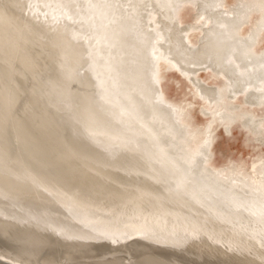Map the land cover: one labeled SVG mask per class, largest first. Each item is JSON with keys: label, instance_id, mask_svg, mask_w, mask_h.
Returning a JSON list of instances; mask_svg holds the SVG:
<instances>
[{"label": "water", "instance_id": "95a60500", "mask_svg": "<svg viewBox=\"0 0 264 264\" xmlns=\"http://www.w3.org/2000/svg\"><path fill=\"white\" fill-rule=\"evenodd\" d=\"M87 2L0 0V115L6 94L19 101L7 136L0 126V223L264 264V42L259 16L241 15L260 0H109L133 7L108 29L95 73L87 42L74 38L87 28L44 7L75 14ZM214 115L210 159L182 164ZM18 118L47 154L21 147Z\"/></svg>", "mask_w": 264, "mask_h": 264}, {"label": "bare ground", "instance_id": "6f19581e", "mask_svg": "<svg viewBox=\"0 0 264 264\" xmlns=\"http://www.w3.org/2000/svg\"><path fill=\"white\" fill-rule=\"evenodd\" d=\"M1 73V71H0ZM21 147L31 155L47 154L45 144L32 128L27 118H18ZM85 184L95 182L85 179ZM118 243V242H117ZM115 243V244H117ZM123 249L125 250L123 252ZM223 254L225 251L219 250ZM0 253L9 260H23L25 264L37 259L41 264H222L224 260H213L208 256L204 262L180 257L165 247L154 246L138 240L119 246L95 242H67L54 238L50 234L32 231L31 228L13 226L6 230L0 223ZM228 264L244 262L226 261ZM0 264H9L0 259Z\"/></svg>", "mask_w": 264, "mask_h": 264}, {"label": "snow or ice", "instance_id": "6c2138e0", "mask_svg": "<svg viewBox=\"0 0 264 264\" xmlns=\"http://www.w3.org/2000/svg\"><path fill=\"white\" fill-rule=\"evenodd\" d=\"M7 5L5 9H7ZM18 7V6H17ZM31 10L36 5H28ZM47 8H57L60 10V16L65 18L73 23H80L82 28H87V34L74 33V38L76 39H84L89 48L88 57H89V68L93 70L95 73L96 69L99 67V60L102 59L100 56L101 48L108 43V29L110 26L115 23L121 17L119 16V10L122 8H131L133 7L131 4L125 6L119 3H110L109 0H96V2H92V0H88L87 4L84 6L74 5L77 9V12L73 14L70 9L65 8L64 5H45ZM145 8L149 7L148 5H144ZM169 7H173L169 5ZM241 9H244L245 6L240 5ZM225 12L228 11L227 6H224ZM182 12V9H181ZM244 22L247 24L253 15L259 16V24L257 28V32L262 42H264V0H260L258 6V12L253 10V7H249L247 11L241 13ZM47 16V13H45ZM55 19V16L53 17ZM204 21V17H200L197 23ZM208 25L211 24V21L206 22ZM252 35H255L253 33ZM264 46V43H262ZM261 57L264 58V52H261ZM161 57H157L159 61ZM83 56L81 57V67H83ZM98 86L105 92L107 91V80L100 78V75L97 74ZM159 82V81H157ZM261 92H264V88L260 89ZM101 100H105V96L101 95ZM203 99V97H201ZM163 102V100H161ZM19 101L11 94H6L4 106L2 110V115H0V126H2V130L5 136H7V132L9 126L16 120ZM183 115V113H181ZM216 123L215 115L212 117L208 125L207 132H201L199 137L194 138L192 147H191V156L188 160H184L181 163L187 164L191 166L196 161V155L202 154L204 156L205 161L209 160L211 157L210 146L213 142V125ZM221 124L225 126V132L230 135L229 128L231 122H226L224 120L220 121ZM261 128L264 129V121L261 123ZM264 135V133H262ZM262 167H264V161H262ZM253 169L255 170V165H253ZM218 174H222L224 170H217ZM255 182V181H254ZM260 188L264 190V175L260 178ZM179 187V185H178ZM262 209H264V204H262ZM262 215H264V211H262ZM113 243H117L118 240L113 234L111 237ZM9 264H25V261L16 260L10 261ZM28 264H41L40 260L37 259L34 262H28ZM46 264H52V262H46Z\"/></svg>", "mask_w": 264, "mask_h": 264}]
</instances>
